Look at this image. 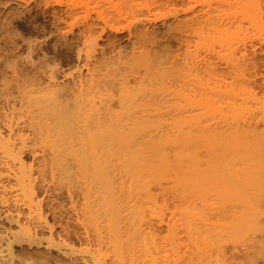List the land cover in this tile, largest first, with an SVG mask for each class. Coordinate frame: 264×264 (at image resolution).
Listing matches in <instances>:
<instances>
[{
    "label": "bare ground",
    "instance_id": "6f19581e",
    "mask_svg": "<svg viewBox=\"0 0 264 264\" xmlns=\"http://www.w3.org/2000/svg\"><path fill=\"white\" fill-rule=\"evenodd\" d=\"M189 1H159L158 5L166 7L165 13L169 16L184 14L179 16L180 19L177 17L179 20L175 18L173 23L176 24H171V27H167L170 23L165 22L168 33L175 27L169 35L163 32L166 31L164 26L158 31L154 30L156 27L153 29L154 24L151 25L153 27L147 25L152 19L163 18L162 10L158 12L162 7L158 10V5L154 7L160 14L158 18L156 12H148L152 17H147V13L140 16L142 19L127 21L126 25V22H121L125 18L112 19V24L106 21L110 23V26L107 24L110 34L128 30H125L126 38L129 41L133 39L130 42L131 58L127 60L125 56L129 62H122L124 56L120 54L121 59H118L121 62L118 63L117 59L115 66V54H110L115 50L112 39L116 36L107 35V31L103 35L105 48L104 45L98 46L100 35L95 38L93 34L95 30L98 32L99 20L87 18L89 21L83 20L75 31L70 28L71 31L65 32L61 29L63 27H59L64 31L60 33L58 23L66 18L68 8L64 12L59 7L60 12L66 14L62 17L60 12L57 15L59 8L53 7L55 11H50L53 35L49 34L55 41L51 43L53 39L49 38L50 46L53 44L54 47V43L65 48L83 45L82 50L76 51L78 63H74V73L60 79L54 70H40L33 63L0 65V96L7 93V109L13 110L18 106L23 111V116L15 120L12 117L6 119L8 115L7 112V116L2 113L3 107L0 112L5 116L0 115V123H4L0 124V264H106L103 252L99 254L95 250L99 255L93 256L95 253L91 254L92 251L86 257L72 251L74 246H70L75 244L74 241L78 245L91 244L92 238L98 242L99 250L103 245V242L98 245L102 239L107 240L109 246H124V239L123 242H116V239L124 238L120 234L126 227L123 234L133 229L126 235H134L137 231L134 228L139 224H143L150 233L167 228L164 230L171 234L170 237L174 236L171 237L172 243H179V246L180 239L187 237L205 264H264V105L262 102L263 109L251 114L246 107V111L244 107L240 108L242 113H248L244 115L240 111V115L236 114L237 105L235 108L230 105L235 93L239 94L237 97L241 95L237 93L238 88L240 91L245 88L242 85L241 89L236 84L243 77L241 73L248 67L252 69L251 65L254 68L257 60L252 50L254 45H249L251 43L244 39L248 37L250 40L254 33L264 35V3L263 0H227V4L222 0L221 3L225 4L220 7L216 1L215 6L211 4L216 8L211 9L213 12L218 9L221 12L226 6L229 11L225 13L226 7L222 15L218 12L213 15L206 6L203 8L207 12L199 7H195L199 9L196 10L195 3L190 6ZM197 1L196 4L200 3ZM17 4L13 8L9 4L11 9L7 7L8 11L0 10V35L6 37H0V50L10 49L9 53L14 51L11 55L25 40L12 26V18L17 17L13 14L19 17L27 13L25 11H31L28 6L19 7ZM208 17L213 27L210 25V29H205ZM103 21L99 30L104 33L102 26L106 22ZM155 22L153 20L152 23ZM195 25H205L202 29L206 31L208 28L211 34L208 31L206 35ZM194 27H197L195 31ZM198 28L205 34H200ZM249 33H252L250 37ZM255 37L264 40L263 36ZM26 42L28 48H38L42 52L44 48L40 44L46 41ZM49 43H45L47 47ZM172 43L177 48L173 49ZM247 46L252 47L254 56ZM180 48L184 49L183 52ZM216 51L221 57L219 62L216 61L218 54L214 55ZM187 53L191 55L188 54L189 60L192 57L189 62L183 60ZM175 54L176 59L181 58L180 62L178 59L175 60L177 63L174 61ZM210 54L217 58H211ZM171 56H174L173 60ZM221 59L222 64L231 69V73L233 71L234 76L229 78L228 74H233L223 67L231 81L227 77L219 80V72H224L217 64ZM172 63L175 67L181 66L175 70L176 73L172 70ZM136 68L140 69L136 72ZM237 74H241L239 78ZM233 78L237 87L231 84ZM130 82H135V85L130 86ZM8 85L15 91L14 95L12 90L11 93L6 91ZM188 85L192 87L188 90L191 94L183 91ZM232 89L236 92L232 93ZM180 91L183 96H179ZM245 94L243 101L247 100L248 91ZM173 97L177 99L171 106L167 98ZM178 97L185 99L184 105L179 104L182 99L177 101ZM169 105L168 110L176 107L175 110L172 108L174 112L165 110ZM114 108L115 118H110ZM76 174L88 187H84V194L79 193L84 190V184H79L80 178L76 183ZM141 191L146 198L144 194L137 197ZM143 198L147 199L146 206L144 200L139 203ZM80 202L85 203L82 204L84 208L81 205L80 208ZM90 224L94 226H91L94 237L90 236ZM122 226L126 227L123 229ZM139 228L142 229L141 225ZM45 237L54 238L56 245L50 239L43 242ZM56 239L62 244L59 242L57 245ZM238 239L243 240L240 248ZM111 246L109 251L116 249ZM121 250L118 246V251ZM111 252H115V258L117 250ZM100 256L105 258L102 260ZM201 259L198 264H202ZM108 261L111 263L113 260L108 258Z\"/></svg>",
    "mask_w": 264,
    "mask_h": 264
},
{
    "label": "rangeland",
    "instance_id": "374dc122",
    "mask_svg": "<svg viewBox=\"0 0 264 264\" xmlns=\"http://www.w3.org/2000/svg\"><path fill=\"white\" fill-rule=\"evenodd\" d=\"M9 1H12V3L11 2H9ZM14 1H15V3H14ZM54 1H56V3L54 4ZM58 1H61V4H57V2ZM159 1H160V3H162V1H163V3H164V0H0V10L2 9V10H7L8 8H10L11 6L10 5H12V7L11 8H13V6L15 5V4H17V3H19V5L22 7H24V6H28L29 8H30V10L31 11H25V12H27V13H24V14H21L19 17H20V19H19V17H18V15H16V14H13V15H15V16H17L16 18L15 17H11L12 19V26L14 27V29L16 30L15 32H18L17 34H19L20 33V35H22L21 37H23V40L25 39V40H27V42L26 43H41V42H43V41H46L45 43L46 44H48L50 41H51V43H53L54 41H55V39H54V37L52 38V35H53V33H52V31H53V27H52V24H51V22H52V12H50L51 11V9L54 7L55 9H57V8H61L62 10H64V12H65V9L66 8H68V10L66 9V12L68 11V13L70 12L71 13V11H72V14H69L68 15V13H67V16H66V20L63 18V20H62V22H60V23H58L60 26H58V31L61 33V31H67V32H69V31H75L79 26H80V23L82 22L83 23V20H85V19H92L93 21H94V19H96L97 21L99 20V24L96 22V20H95V22L98 24V27H99V29H101L100 27H101V24L104 22L103 20H105V22L106 21H110V23L112 24V23H114V22H111V20L112 19H114V20H117L118 18L120 19H122V18H125L126 19V21H124L123 19V21H121V22H126V23H124L125 25L127 24V21H129V22H134V19H135V21L137 20V19H142V17H140V16H144V14H145V16H146V14L149 12H152L151 14H155L154 12H156L154 9V7L155 6H157L158 4H159ZM189 1V0H188ZM187 0H186V2H188ZM204 1V2H203ZM209 1H212V0H198L197 2H200V3H198V4H196V0H195V2H194V0H190L189 1V3L191 4L190 6H193V4L195 5L194 6V8L196 7H199V8H201V9H204L205 8V6H206V9H208V10H210V14H212V10L211 9H216V8H214V7H212V5H214L215 4V2L216 1H218V2H216V4L217 3H220V4H217V6L219 5L220 7L222 6V5H224V4H222L221 2H222V0L220 1V0H214V2L212 1V2H210V3H208ZM220 1V2H219ZM227 1V0H226ZM157 2V4H155ZM185 2V1H184ZM203 3V4H202ZM227 4H228V1L226 2ZM263 3H264V0H263ZM10 4V5H9ZM212 4V5H211ZM2 5H4L5 7H6V9L4 8V6H2ZM8 5L10 6V7H8ZM18 5V4H17ZM18 5V6H19ZM57 5V6H56ZM59 5V6H58ZM19 6V7H20ZM188 5H186V7H187ZM215 6V5H214ZM216 6V7H217ZM263 6H264V4H263ZM8 7V8H7ZM15 7V6H14ZM157 7H158V10H159V8H161L159 11L157 10ZM156 7V10L160 13V11L162 10V13H163V18L162 19H160V14L159 13H157L156 12V15L157 14H159V15H157V17H156V15H155V17L156 18H158L157 20H155V19H152V21L150 22V23H148L147 25L149 26L150 25V27H153V29L156 27L157 29H154V30H158V29H160V30H162V29H166V31H164L163 30V32H165V33H168V30H167V28H166V24H165V22L168 24V23H170L169 25L170 26H167V27H171V24H176V23H173V22H176V19L175 18H179V16L181 15V16H184V14H182V13H180V15L178 14V16H171V14H170V16L172 17V18H169L170 16L167 14V13H165V11H166V7H164L163 5L162 6H157ZM189 7V6H188ZM204 7V8H203ZM227 7V8H226ZM225 8H226V10H225V8L224 7H222V8H224V10L226 11L225 13H227V11H229L228 10V6H226ZM10 8V9H11ZM60 8L59 9H57L56 11H57V15H58V13L60 12V11H62V10H60ZM195 8V9H196ZM69 9L71 10V11H69ZM152 9V10H151ZM206 9H204V11L205 12H207V10ZM217 9H218V7H217ZM54 9H52V11H53ZM163 10H164V12H163ZM196 10H199V9H196ZM219 10V9H218ZM218 10L216 11H214L213 12V15L214 14H216L215 12H218ZM223 10V9H222ZM222 10H221V12H222ZM223 10V11H224ZM8 11V10H7ZM55 11V10H54ZM202 11V10H201ZM221 12H218V13H220V15H222L221 14ZM51 13V14H50ZM122 15H120V14ZM149 13L147 14V17H152V15L151 16H148L149 15ZM161 13V14H162ZM164 13H165V19H164ZM26 14V15H25ZM61 14H63V12L61 13L60 12V16H64V15H66V14H63V15H61ZM23 15H25V16H23ZM169 17H168V16ZM11 16V15H10ZM119 16H121V17H119ZM124 16V17H123ZM210 17H212L211 15H209ZM216 16H219V14L218 15H216ZM118 17V18H117ZM210 17H208V25L207 26H205V25H203L202 27H204L205 26V29H206V27H209L210 25L212 26V23L210 22V24H209V20H210ZM103 18V19H102ZM177 18V19H178ZM206 18H207V16H206ZM87 19V20H88ZM120 19V20H121ZM144 19V18H143ZM147 19H149V18H147ZM172 19H173V21H172ZM180 19V18H179ZM178 19V20H179ZM103 21V22H101V21ZM153 20H154V22L155 23H152L153 22ZM177 20V21H178ZM206 20V19H205ZM205 20L203 21V22H205ZM66 21V22H65ZM89 21V20H88ZM207 21V20H206ZM211 21V20H210ZM14 23V24H13ZM61 23H62V26H61ZM101 23V24H100ZM110 23H108V22H106V24L105 25H103L102 27V29H104V33L102 32V31H100L98 28H96L97 29V31L98 32H96V30H95V34H93V37H95V38H97V36H99L100 35V37H98V39H97V41H98V46H100V47H102L105 43V38H104V34L105 33H107L108 32V34L107 35H109L110 34V27L108 28L107 27V24L110 26ZM123 24V26H125ZM152 24H154L153 26H151ZM162 24H165V25H162ZM201 24H203V23H201ZM100 25V26H99ZM174 25H172V26H174ZM118 26V25H117ZM120 26H121V23H120ZM163 26H164V28H163ZM195 26H197V25H195ZM201 25H199V26H197V27H200ZM52 27V28H51ZM59 27H63V28H61V29H63V30H59L60 28ZM197 27H194V31L196 30L195 28H197ZM202 27H200V29H202ZM213 27V26H212ZM70 28H71V30H70ZM175 28V27H174ZM173 28V29H174ZM108 29V30H107ZM173 29H171V31L173 30ZM200 29L198 28V30L197 31H199V33H200ZM209 29H210V27H209ZM52 30V31H51ZM126 31H128L127 29H125ZM125 30H121V32H118L117 34L115 33H113V34H110V36L111 37H115L114 39L116 40V41H114V39H112L113 40V42H115V43H113V44H115L114 46L116 47H114V52L112 53V54H110V55H113V54H115V59H114V64H115V66L117 65V62H116V60L118 59V57H120V54H121V57H123V61L122 62H129V61H127V60H129V55H131L132 53V51H131V43H132V40L131 41H129L128 40V38H126V37H128V35H126V31ZM203 31H204V28L202 29ZM50 31V32H49ZM63 31V32H64ZM107 31V32H106ZM159 31V30H158ZM171 31H170V33H168V35L169 34H171ZM174 31V30H173ZM201 32L200 34H205L204 32H206V35H207V33H208V28H207V30L206 31H204V32ZM241 31H243V28L241 29ZM101 32V33H100ZM210 32V34H211V31H209ZM244 32V31H243ZM52 34V35H50V34ZM112 33V32H111ZM159 33H162V32H159ZM164 33V34H165ZM172 33H174V32H172ZM199 33H197V36L199 35ZM240 32H238L237 34H239ZM253 33V32H252ZM252 33L250 34L249 33V37H250V35H252ZM102 34V35H101ZM1 35H3V34H1ZM0 35V37H1V39L2 38H6L4 35L3 36H1ZM20 35H18V37H19V40L21 39L20 38ZM51 37H50V36ZM95 35V36H94ZM167 35V34H166ZM254 35V36H253ZM251 37H250V40L252 41V39H253V44H252V42L249 40V38L248 37H246L245 39H244V41H246V39L249 41H247V43L249 44V43H251V44H249V45H254V47L252 48V50L253 51H255V55L256 56H254L253 54H254V52L252 53V51H251V48H249L248 46H247V48L248 49H250L249 51L252 53L251 55H253L254 57H256V59L257 60H255L254 62L256 63H254V68L252 67V65H251V68L252 69H250V67H245V69H246V72H244V73H241L242 74V79L240 80V82H237L236 84L242 89L243 87H245L243 90H244V92L247 94V91H248V94L246 95L245 93V95L247 96L246 98H247V100L246 101H243L244 100V97L245 96H243L244 94L242 93L243 92V90H239V88H238V90H237V93L238 92H240L241 93V95L239 96V97H237L238 95L235 93L236 91L234 90V89H232V93H235V95H233L234 97H232V101L234 100L235 102L234 103H232V101L230 100V105L231 104H233V107L235 108V106L237 105V107L236 108H238V110H237V112H236V114L238 113L239 115L243 112H241L240 110V108H242V107H244V109H245V107H246V109L248 110H250V111H248V113H257L258 111H261V109H263L262 108V106H261V104H262V102H263V105H264V44H262V43H264V40H262V38H259V37H255V35H257V36H260V37H262L263 36V39H264V35H258L257 33H254ZM201 36V35H200ZM248 36V35H247ZM18 37H16V39L18 40ZM49 38H52L53 39V41L52 40H50ZM198 37H194V39H197ZM254 38H256L255 40H254ZM257 38H259L260 39V41H259V39H257ZM100 39V40H99ZM103 39V41H101ZM119 41H118V40ZM127 39V40H126ZM25 40L23 41V43H24V45L26 46H23V43L21 44V43H19V44H21V45H19V46H21V47H19L17 50H15V53H13L12 55H11V53L12 52H14V51H11V53H9L8 52V50H10V49H6V51H3V50H0V65H5V63H8L9 65H11V63L13 64L14 62H16L17 64L18 63H21V64H24V63H33V64H35V65H37L38 67H39V69L40 70H42V68H43V70H47V72H49V71H51V70H54L55 71V73L57 72V74H59L58 76H60L59 78L61 79L62 77H64V76H66V77H68L70 74H72V73H74V63H75V65L78 63L77 61V55H76V51H78L79 50V48H80V50H82V48H83V45H82V43H80V45L78 44V45H75L74 47L73 46H66V47H68L69 49H70V51H69V49L68 48H65V46L64 45H60V43H59V45L58 44H56V43H54V47H56L55 48V50H54V47L52 46H50V44L51 43H49V45H48V47H47V45L45 44V43H41L40 44V47H42V49L43 50H41L42 52H40V50L37 48V50L36 49H30V48H28L27 47V45L25 44ZM50 40V41H49ZM111 40V41H112ZM198 40V39H197ZM2 41V40H1ZM255 41V42H254ZM21 42V41H20ZM48 42V43H47ZM131 42V43H130ZM199 42V41H198ZM1 44V43H0ZM56 44V45H55ZM193 44H195L194 42H193ZM2 45V44H1ZM42 45V46H41ZM44 45V46H43ZM82 45V46H81ZM263 45V46H262ZM23 46V47H22ZM46 46V47H45ZM62 46H64V47H62ZM77 46V47H76ZM172 48L173 49H175V48H177V47H174L175 45H174V43H172ZM72 47V48H71ZM76 47V48H75ZM104 48H105V45L103 46ZM117 47H119V48H117ZM193 47H194V45H193ZM192 47V48H193ZM52 48H53V50H52ZM73 48H74V50H73ZM107 48V47H106ZM200 48V47H199ZM218 48V47H217ZM46 49V50H45ZM77 49V50H76ZM117 49V50H116ZM120 49V50H119ZM202 49V48H201ZM5 50V49H4ZM180 50H182V52H183V48H180ZM180 50H177V52H179ZM192 50V49H191ZM200 50V49H199ZM39 51V52H38ZM118 51H120L119 52V55L117 54L118 53ZM131 51V52H130ZM217 51H218V49H217ZM217 51L216 52H214V55L216 54V56H217ZM45 52V53H44ZM44 53V54H43ZM83 53V52H82ZM129 53V54H128ZM180 53V52H179ZM179 53H176L177 55L179 54ZM200 54H201V52H199ZM117 54V55H116ZM176 54H175V59H174V56H171V57H173L171 60H173L174 59V61L176 60L177 61V59H176ZM181 54V53H180ZM178 55V57L179 56H181V55ZM183 54H185V52L184 53H182V55ZM188 54L189 53H187L186 55H185V58H188V59H183L184 61H190L191 59H192V57L190 58V60H189V57L191 56L190 54V56L188 57ZM76 55V56H75ZM109 55V56H110ZM128 55V56H127ZM174 55V54H173ZM192 55H193V53H192ZM202 55V54H201ZM213 54H212V56H211V54H210V56H211V58L214 56ZM250 55V56H251ZM114 56V55H113ZM116 56H117V58H116ZM125 56H126V58H128L127 60L125 59ZM216 56H214L215 57V59L217 58ZM76 57V58H75ZM121 57H120V59H121ZM182 57V56H181ZM183 57H184V55H183ZM182 57V58H183ZM131 58V57H130ZM219 58H221V57H219V54H218V59ZM259 58V59H258ZM76 61H75V60ZM81 59H82V57H81ZM120 59H118L117 61H118V63H120L121 61H120ZM180 60H181V58H179ZM178 59V61L180 62V60ZM216 60L217 62H219L220 61V59L219 60ZM83 60V59H82ZM125 60V61H124ZM213 60H214V58H213ZM175 61V62H176ZM183 61V62H184ZM178 62V63H179ZM177 63V62H176ZM223 62H222V59H221V63H217V64H220V67L221 68H225V69H229L226 65L224 66L223 64H222ZM15 64V63H14ZM112 64H113V62H112ZM114 64H113V66H114ZM181 64V63H180ZM7 65V64H6ZM19 65V64H18ZM170 65V64H169ZM171 65H175L174 63H172ZM223 65V66H222ZM41 66V67H40ZM173 66H172V68H173ZM250 66V65H249ZM219 67V66H218ZM219 67V68H220ZM227 67V68H226ZM171 68V69H172ZM176 68V69H175ZM177 68H179V65H177L176 67L174 66V68L172 69V70H179L180 68H181V66H180V68L179 69H177ZM221 68H220V70H221ZM223 68V69H224ZM140 69V68H139ZM138 69V70H139ZM170 69V70H171ZM225 69H224V72L222 73V71L221 72H219V75H221V77L219 78V80L221 79V80H223L222 78H224L225 80L229 77V78H232V76H234V74H233V71H232V73H231V69L230 70H228V71H230L229 73H231V74H233V75H230V74H228L227 72L228 71H225ZM57 70V71H56ZM137 70V68H136V72L138 71ZM219 70V71H220ZM177 71H175V73L177 72ZM248 71H250V72H248ZM141 72H142V70L140 71V74H141ZM171 72V71H170ZM173 72V71H172ZM171 72V73H172ZM226 72V73H225ZM236 73V72H235ZM237 73H239V72H237ZM139 74V75H140ZM168 74V73H167ZM174 74V73H173ZM195 74V73H194ZM193 74V75H194ZM224 74V75H223ZM229 75V76H226V75ZM240 74V75H241ZM63 75V76H62ZM138 75V74H137ZM192 74H190V76H192V77H194L195 78V75L193 76ZM218 75V76H219ZM238 75V74H237ZM240 75H238L237 77L239 78L240 77ZM236 76V75H235ZM245 76V77H244ZM247 76V77H246ZM191 77V78H192ZM202 77H203V75H202ZM205 77V76H204ZM227 77V78H226ZM237 77H236V79L235 80H237ZM191 78L189 79V80H191ZM229 78H228V81H231V80H229ZM235 78V77H234ZM234 78H233V82L231 83L232 84V86H234L235 85V80H234ZM188 79V78H187ZM193 79V78H192ZM203 79V78H202ZM207 78H205L204 80H206ZM204 80H203V82H204ZM209 79H207L206 81H208ZM212 80V79H211ZM214 80V79H213ZM216 80H218V79H216ZM210 81V80H209ZM215 81V80H214ZM228 81H225V83L227 84V82ZM191 82V81H190ZM213 82V81H212ZM221 82V81H220ZM244 84H243V83ZM205 83V82H204ZM189 84H191V83H189ZM231 84L229 85V82H228V85L229 86H231ZM135 85V82H130V86H134ZM242 85H243V87H242ZM228 86V87H229ZM231 86V87H232ZM185 87V86H184ZM184 87H183V89H184ZM187 87V86H186ZM188 87H189V85H188ZM188 87H187V89L185 88L184 90L181 88H179L181 91L183 90L184 91V93L186 92H188V90L190 91L191 90V86L189 87V89H188ZM235 87H237L236 85H235ZM8 88L9 89H7L6 91L8 92H10L11 93V90H12V87H10L9 85H8ZM11 88V89H10ZM223 89V88H222ZM225 89H226V87H225ZM176 91H178V89H175ZM186 90V91H185ZM234 90V91H233ZM247 90V91H246ZM180 91V95H179V93L178 94H176L175 96H177V95H179V96H183L184 94L182 93ZM15 92V91H14ZM13 92V90H12V94L14 93ZM179 92V91H178ZM185 93V94H186ZM189 93V92H188ZM192 93V92H191ZM191 93H189V94H191ZM183 94V95H182ZM188 94V95H189ZM5 95H7V93H5L4 94V96L2 95V97L0 96V108H1V110H0V112L3 110L2 109V107L4 108V112L2 111V113L4 114V115H6V112H7V115L9 116H7L6 117V119L7 120H9L8 118H10L11 119V117H12V119L13 120H15V118L16 119H18V117L20 118V117H22L23 116V111L17 106V107H15L13 110L10 108V107H8V109H7V105L5 104V102H6V99H9V97L8 96H6L5 97ZM14 95V94H13ZM187 95V97H189ZM237 95V96H236ZM10 96V95H9ZM191 96V95H190ZM235 96H236V98H235ZM11 97V96H10ZM185 98H186V95H185ZM235 98V99H234ZM168 99L170 100L169 101V103L168 104H170L171 105V103H173V105H174V101H175V99H177L176 97L174 98H167V101H168ZM172 99H173V102H171L172 101ZM179 99H180V97H178V100L177 101H179ZM181 99H182V101H181ZM180 99V101L182 102V103H180L179 102V104H181V105H184L185 104V99L184 98H181ZM238 100V101H237ZM184 101V102H183ZM248 101V102H247ZM176 102V101H175ZM237 102V103H236ZM241 102V103H240ZM244 102V103H243ZM246 102V103H245ZM258 102V103H257ZM236 103V104H235ZM257 105H256V104ZM235 104V105H234ZM245 104V105H244ZM170 105L168 106V107H166V111H170V112H174V110H175V106H174V110H172V108H171V110H168V109H170ZM176 106H178L177 104H175ZM224 106H225V104H223ZM247 105V106H246ZM256 107V106H260V107H254V106ZM172 106V105H171ZM187 106V105H186ZM238 106H241V107H238ZM249 106V107H248ZM252 106V107H251ZM147 107V106H146ZM146 107H144V108H146ZM232 107V106H231ZM10 108V109H9ZM116 108V107H115ZM114 108V110L112 111V114H111V116L112 117H110V118H115V109ZM189 108H191L190 106H189ZM189 108H187V110H189ZM234 108H232L233 110H234ZM252 108V109H251ZM258 108V109H257ZM19 109V110H18ZM118 109V108H117ZM138 109H140V108H138ZM138 109H137V111H138ZM141 109H143V107L141 108ZM240 109V110H239ZM243 109V108H242ZM246 109H245V111H246ZM6 110V111H5ZM164 109H162V111H165ZM191 110H192V108H191ZM255 110V111H254ZM257 110V111H256ZM119 111V110H118ZM176 111H178V110H176ZM241 113H240V112ZM245 111H244V113H242L243 115L244 114H248V113H245ZM120 112V111H119ZM140 111H138V113H139ZM2 113H0V115L2 114ZM19 113H21V114H19ZM117 113V112H116ZM137 113V112H136ZM137 113V114H138ZM2 114V117L4 116ZM17 114V115H16ZM21 115V116H20ZM142 115V114H141ZM101 116H103L104 118H106L105 117V115H102L101 114ZM117 116V115H116ZM138 116H140V115H138ZM5 117V116H4ZM3 117V118H4ZM108 117V116H107ZM118 119H120L121 117L118 115ZM123 118V117H122ZM1 124V123H0ZM2 124H4V123H2ZM1 124V125H2ZM4 127V126H3ZM2 130H3V128H2ZM76 168V167H75ZM116 174V173H115ZM77 176V174L75 175V177ZM77 179H78V181H76V183L78 184V182H80V180H81V177H80V175H78V177H76ZM76 178L74 179V177H73V180L75 181L76 180ZM79 178H80V180H79ZM117 179V178H116ZM72 180V181H73ZM73 181V182H74ZM75 183V182H74ZM75 183V184H76ZM82 183V185H83V189H84V187H87L86 185H85V182L83 183V179L81 180V182L79 183V184H81ZM77 184H76V186H77ZM81 186V185H80ZM79 186V187H80ZM77 190H82L81 188L80 189H78V188H76ZM87 189H88V187H87ZM85 189L83 190V191H81V192H79L80 194L82 193V194H84L85 192ZM84 192V193H83ZM138 193H140V192H138ZM137 194V193H136ZM141 195L140 196H137V197H139V198H141L142 197V195L144 194V192H143V194H142V191H141V193H140ZM82 197V196H81ZM80 197V198H81ZM79 198V200H81V202H82V200L83 199H80ZM144 198H146V195L144 194ZM144 198L142 199V201H141V199H140V201H139V203H141L142 204V202H143V200H144ZM138 199V198H137ZM139 200V199H138ZM145 200H147V199H145ZM145 200H144V202H145ZM84 201V200H83ZM137 201V200H136ZM79 202V201H78ZM79 203V206L81 205L83 208H84V204L83 203ZM85 202V201H84ZM138 202V201H137ZM139 203H138V206H139ZM78 204V203H77ZM83 204V205H82ZM144 204V203H143ZM130 205H132V203L130 204ZM136 205H137V203H136ZM80 206V208H82ZM141 206V205H140ZM145 206H146V202H145ZM68 207H70V204H69V206ZM76 207H78V205L76 206ZM141 207H144L143 205L141 206ZM140 207V208H141ZM86 208V207H85ZM77 209H79V208H77ZM76 209V211L78 212V210ZM81 210V209H80ZM84 210V209H83ZM140 210V209H139ZM82 211V210H81ZM142 211V208H141V210H140V212ZM143 211H145V208H143ZM146 212V211H145ZM145 212H142V213H145ZM83 213H85L84 211H83ZM83 213H80V215H82ZM78 215V217H79V214H77ZM143 215V214H142ZM76 218V217H75ZM84 223V222H83ZM95 224H97V223H95ZM83 225V224H82ZM131 225V224H130ZM135 225H136V223H135ZM140 225H141V227H142V229L141 228H139L138 229V227H140ZM143 224H139L138 225V227H137V225H136V228H134V229H137V233L136 232H134V235L132 234L131 236H129L128 237V235H126L127 233H129V234H131V231L133 230H131L130 231V229H129V231L130 232H127L125 235L123 234V233H125L124 231H126L125 229H127V227L125 228V227H123V231H122V228L120 229L123 233H121L120 234V236H124V238H121V237H119V239L117 240L116 239V242L118 241V242H123L124 243V246L123 245H121V244H115V245H112L113 247L115 246V248L116 249H114V250H117V252H116V257L114 258V255L113 254H115V252H111V251H114L113 249L111 250V248H112V246H111V244H110V246H111V248H110V250L111 251H109V245L108 244H106L108 241L107 240H105V241H102V240H104V239H102L101 241H100V243L98 244V245H100L102 242H103V245H102V247H100V250H99V246H97V244L96 243H98V242H95V238H92V243L91 244H89V243H84V244H81V245H78V243L76 242V241H74V245H72V246H70V247H73V248H71V250L72 251H76L78 254H80L81 256L83 255V256H85L86 255V257H88L89 255H91V254H93V253H95V254H93V256H97V255H99L100 253H102V254H104V256H106V258L107 259H105V261H107V263L109 262L110 263V261H108V258H109V260L110 259H112L113 261H115L114 262V264L115 263H118V264H155V262H156V264H198L199 262V260L201 259V257H199L198 258V256L199 255H201V254H199L197 251H195V248H194V245L193 244H191V242L188 240V238L186 239V238H182V239H180V246H179V243L176 245V242L175 243H172V241H171V237L173 238L174 236H171L170 237V233L169 232H167L166 230H164V229H167V228H161L159 231H156L155 233L154 232H152V233H150V231L148 230V229H146V227H144V225L142 226ZM86 226V225H85ZM88 226V225H87ZM91 226H93V225H89V227H91ZM133 226H134V223H133ZM84 227V226H83ZM89 227H86V228H88V229H86V230H89V231H91L90 233L92 234H90V236L92 237H94V229H92V227H91V230L89 229ZM93 228H94V226H93ZM131 228H132V226H131ZM145 228V229H144ZM143 230V231H142ZM161 230H162V232H161ZM120 231V232H121ZM149 231V232H148ZM133 232V231H132ZM139 232V233H138ZM89 233V232H88ZM136 233V234H135ZM145 233V234H144ZM149 233V234H148ZM141 234V235H140ZM143 234V235H142ZM170 234V235H169ZM136 235V236H135ZM138 235V236H137ZM151 235V236H150ZM90 237V238H91ZM126 237H128V238H126ZM115 237H113V239H114ZM50 238H44V241L43 242H48V240H49ZM124 239V240H123ZM175 239V238H174ZM174 239H172L173 240V242L175 241ZM123 240V241H122ZM179 239H177L176 241H178ZM181 240H183V241H181ZM50 241H52L51 243H53V244H55L56 245V243H54L55 242V239L53 238V240H51L50 239ZM115 241V240H114ZM242 239H238V241H237V245H238V248H240V245L242 244ZM56 242H60V241H57V239H56ZM95 242V243H94ZM104 242H105V244H104ZM179 242V241H178ZM182 242V243H181ZM57 243V245H60V243L58 244ZM111 243V242H110ZM115 243V242H114ZM62 244V243H61ZM112 244H113V242H112ZM230 244V242H228L227 243V245H229ZM76 245V246H75ZM107 246V247H104V246ZM121 245V246H120ZM193 245V246H192ZM101 246V245H100ZM118 246H119V249L120 248H122L123 250H121V252H119L118 251ZM183 246V247H182ZM181 247V248H180ZM187 247V248H186ZM101 248H102V250H101ZM124 248H125V250H124ZM126 248H127V250H126ZM156 248V249H155ZM183 248V249H182ZM16 249V251L18 252L19 251V248L17 247V248H15ZM18 249V250H17ZM73 249H75V250H73ZM99 251H101V252H98V250ZM189 249V250H188ZM193 249V250H192ZM97 251V253H99V254H97L96 253V251ZM106 250V251H105ZM180 250H181V252H180ZM191 250V251H190ZM54 251V250H53ZM51 252L52 254L55 252ZM93 251V252H92ZM173 251V252H172ZM177 251V252H176ZM183 251V252H182ZM92 252V253H91ZM119 252V253H118ZM123 252V253H122ZM131 252V253H130ZM141 252V253H140ZM162 252V253H161ZM196 252V253H195ZM76 253V254H77ZM91 253V254H90ZM118 253V254H117ZM125 253V254H124ZM135 253V254H134ZM153 253V254H152ZM170 253V254H169ZM172 253H175V254H173L172 255ZM54 254H56V252L54 253ZM77 254V255H78ZM87 254H89V255H87ZM119 254H121L120 255V257L121 258H118L119 256ZM124 254V256H122ZM128 254V255H127ZM169 255V256H167V255ZM193 254V255H192ZM79 255V256H80ZM104 256H102V257H104ZM129 256V257H128ZM145 256V257H144ZM158 256V257H157ZM173 256H175V258H178L179 260H180V263H179V261H178V259H175ZM189 256V257H188ZM101 257V256H100ZM101 257V259L103 260V258ZM123 257H125V258H123ZM157 257V258H156ZM171 257V258H170ZM105 258V257H104ZM130 260H129V259ZM160 258V259H159ZM184 258H187V259H184ZM197 258V259H196ZM115 259H118L117 261L115 260ZM194 259L196 260V261H194ZM156 260V261H155ZM159 260V261H158ZM202 261L200 262V263H202L203 262V259H201ZM113 261H111V263L110 264H113ZM119 261V262H118ZM163 261V262H162ZM178 261V262H177ZM104 262V261H103ZM193 262V263H192ZM205 262V261H204ZM106 263V262H105ZM106 263V264H107ZM108 263V264H109ZM102 264H104V263H102ZM202 264H205V263H202Z\"/></svg>",
    "mask_w": 264,
    "mask_h": 264
}]
</instances>
